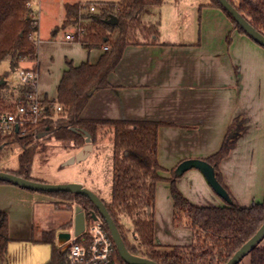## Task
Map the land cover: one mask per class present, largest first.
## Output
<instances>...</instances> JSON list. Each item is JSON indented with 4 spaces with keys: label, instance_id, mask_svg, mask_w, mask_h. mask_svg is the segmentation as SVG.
Returning a JSON list of instances; mask_svg holds the SVG:
<instances>
[{
    "label": "trees",
    "instance_id": "1",
    "mask_svg": "<svg viewBox=\"0 0 264 264\" xmlns=\"http://www.w3.org/2000/svg\"><path fill=\"white\" fill-rule=\"evenodd\" d=\"M229 1L264 35V0H240L238 5ZM162 3L163 0H123L120 3L106 4L102 14H85L84 5L68 4L65 25L72 23L84 29L79 43L89 51L102 49L104 45L109 49L95 64L86 62L74 65L72 61H68V68L57 87L56 103L62 106V111L55 115L51 109L48 110L47 117L39 126L29 129L25 134L15 130L12 135L4 137L0 133V159L7 146L20 145L24 150L18 158V170L8 172L36 180L31 172L35 158L34 143L40 133L45 132V137L70 142L82 148L86 145V136L73 131V128L89 132L93 143L103 137V131L109 132L114 145L113 193L112 200L104 203L129 251L158 264H226L264 224V200L249 207L241 206L235 200L224 206H198L178 189L177 180L181 174L173 170V176L168 180L173 198V223L178 228L190 229L193 232V242L185 246L160 245L156 242L153 217L157 184L167 180L162 175L164 169L158 159L159 128L164 123L82 118V113L94 94L111 87L110 74L122 60L128 46L157 44L159 27L143 21L141 12L148 5ZM208 6L221 9L234 27L247 35L219 2L211 0ZM30 11L27 0H0V66L9 60L11 66L17 69L23 61L30 60L34 63L31 69L39 70L36 43L33 40L38 32V24L30 17ZM112 15L118 18L116 26L107 23ZM8 75L9 72L0 73V79L6 80L0 86L1 110L11 108L14 102L24 100L26 95L36 92L32 84L20 83L16 87H10L7 83ZM45 102H49L47 98ZM245 124L243 116L235 118L221 149L205 160L214 168L216 179L222 186L221 162L229 155L231 142L243 133ZM0 184L9 183L0 181ZM41 193L57 197L56 203L60 208L73 210L74 205L82 207L87 219L94 212L97 213L93 203L84 196ZM149 208L152 209L150 212ZM124 215L132 219L138 244L132 243L128 238L127 230L121 223ZM66 225L72 226V222ZM105 227L109 232L106 223ZM56 233V230L44 231L37 240L51 246V258L46 264H62L65 261V252L57 243ZM10 242L8 214L0 210V264H9ZM262 242L250 252L251 264H264ZM117 256L118 264H126L118 250Z\"/></svg>",
    "mask_w": 264,
    "mask_h": 264
},
{
    "label": "crops",
    "instance_id": "2",
    "mask_svg": "<svg viewBox=\"0 0 264 264\" xmlns=\"http://www.w3.org/2000/svg\"><path fill=\"white\" fill-rule=\"evenodd\" d=\"M202 16L200 39L191 36L161 40L160 34L157 44L128 46L110 74L111 87L94 94L82 118L164 123L159 128L158 159L164 169L162 175L171 177L169 171H177L181 164L206 160L217 153L235 118L243 116L245 129L231 142L230 153L220 165L222 191L218 192L196 168L184 171L178 186L198 206H224L235 200L249 207L264 200V48L240 33L221 9L207 6ZM33 40L38 43L39 57L40 20ZM85 50L89 58L94 51L97 57L82 63L95 64L104 52ZM32 64L24 62L22 68L31 69ZM37 95L49 100L38 90ZM72 146L74 151L67 159L83 149ZM71 182L87 187L74 176L53 183ZM28 191L31 190L0 184V210H6L12 193H31ZM161 195L169 221L173 200L166 181L157 184V201ZM73 211H69V222ZM66 224L65 221L51 230H56L57 235ZM157 228L155 223L156 242L163 245ZM180 236L188 239L187 233Z\"/></svg>",
    "mask_w": 264,
    "mask_h": 264
},
{
    "label": "rangeland",
    "instance_id": "3",
    "mask_svg": "<svg viewBox=\"0 0 264 264\" xmlns=\"http://www.w3.org/2000/svg\"><path fill=\"white\" fill-rule=\"evenodd\" d=\"M122 1L32 0L33 9L40 20V37L42 39L39 44L37 62L39 65L37 90L47 94L50 101H57V87L64 71L68 68V61H72L74 65H81L82 62L88 61V59L95 60L94 58L97 57V52L94 51L89 58L87 51L79 42L66 39L67 34L75 32L78 28L72 23L65 25L67 5L79 3L88 6V9H83L85 14H102L106 4ZM231 1L236 5L240 2V0ZM210 3L211 0H163L161 5L146 6L141 12V18L147 23L158 25L161 40L167 38L177 41L191 36L200 39L201 27L204 22L202 10ZM90 6H95L96 11L91 12ZM36 49L38 54V43H36ZM24 62L33 63L30 60H25L22 66H24ZM22 66L12 70L9 60L1 64L0 73L9 72L7 83L10 87H16L21 83L19 71ZM102 136L97 143H94L95 147L90 156L74 164H68L71 158H66L70 155L69 153L74 151V149L72 150V143L60 142L55 138L45 136L37 138L34 143L35 158L32 176L37 181L51 184H61L53 182L65 177H78L84 181L87 188L90 187L104 202H110L113 193L114 145L111 140V133L103 131ZM23 150L18 144L7 146L0 159V171H17L18 158ZM169 172L173 176V171ZM172 176H164L167 179L164 181L170 184V194L171 183L168 180ZM177 187L179 189L178 180ZM28 192H31L27 193L30 195L12 193L9 196L10 204L6 210H2L8 214L10 225L9 264H46L51 258V246L40 243L36 239L43 231L57 228L59 224L61 225L65 221L69 223L71 217L69 214L71 210L64 207L60 208L56 203L57 197L41 192ZM153 218L156 227H158L157 236L161 244L185 246L193 242V232L190 229L176 227L173 223V216L171 219L169 218V221L167 220V209L162 195L159 201L157 198L155 199ZM121 223L126 228L130 241L138 244L139 240L132 219L124 215L121 217ZM60 229L71 234L74 233V227L71 225L62 226L58 230ZM184 233L188 234L187 240L180 236ZM262 244H264V240ZM239 264H251L250 255L245 256Z\"/></svg>",
    "mask_w": 264,
    "mask_h": 264
},
{
    "label": "water",
    "instance_id": "4",
    "mask_svg": "<svg viewBox=\"0 0 264 264\" xmlns=\"http://www.w3.org/2000/svg\"><path fill=\"white\" fill-rule=\"evenodd\" d=\"M221 4V6L232 16V18L237 22V24L247 33V35L252 38L256 43L264 48V35L256 30L250 22L237 10V8L229 0H216ZM108 24L116 26L118 24V18L114 15L107 21ZM14 70V67H12ZM6 82L5 79H0V86ZM18 131V128H17ZM73 131L81 132L86 136V145L83 149L75 156L72 157L68 164H74L76 162L82 161L87 158L89 153L93 149V142L89 132L82 129L77 130L73 128ZM46 136V133H40L38 138ZM190 168H196L200 170L212 184V186L218 191H222V187L216 179L214 168L205 160H194L191 162L183 163L179 166L177 173L182 174L184 171ZM0 181L7 182L9 184L21 187L23 189L36 191V192H46V193H71L74 195H81L88 198L97 209V213L105 221L109 232L117 246V250L120 254L121 259L126 264H158L155 261L135 255L129 251L127 245L119 231V228L110 215L106 204L104 201L91 189L87 188L81 183L71 182V183H61V184H51L45 183L37 180H29L14 173L8 171H0ZM150 208L148 211L150 212ZM92 218L97 219V215L94 212ZM72 226L74 227V234L80 235L85 230V211L80 206H75L73 211ZM71 233L62 231L57 234V242L59 246H64L71 239ZM264 240V224L257 231V233L248 240L235 254L229 259L226 264H239L243 258L250 254V252L256 248Z\"/></svg>",
    "mask_w": 264,
    "mask_h": 264
},
{
    "label": "built area",
    "instance_id": "5",
    "mask_svg": "<svg viewBox=\"0 0 264 264\" xmlns=\"http://www.w3.org/2000/svg\"><path fill=\"white\" fill-rule=\"evenodd\" d=\"M31 8L30 17L38 24V17L33 9L32 0H27ZM88 9V6H84ZM91 12L96 11L95 6L89 7ZM37 21V22H36ZM84 29L78 28L75 32L67 34L70 41H81ZM107 51L109 47L102 48ZM22 84H32L36 92L26 95L21 101H16L11 108L0 109V133L2 136L12 135L15 130L25 134L29 129H35L47 117L46 112L52 110L55 115L62 111V106L54 101L45 102L37 95L39 70L20 69ZM97 219L92 214L87 219L85 214V230L80 235H71V239L64 245L65 261L62 264H118L117 246L106 230L105 221L96 213Z\"/></svg>",
    "mask_w": 264,
    "mask_h": 264
}]
</instances>
